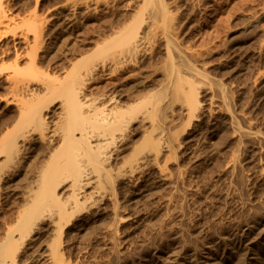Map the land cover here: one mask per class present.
I'll return each mask as SVG.
<instances>
[{"label":"rangeland","instance_id":"obj_1","mask_svg":"<svg viewBox=\"0 0 264 264\" xmlns=\"http://www.w3.org/2000/svg\"><path fill=\"white\" fill-rule=\"evenodd\" d=\"M6 2L5 18L11 23L4 18L3 24L9 27L0 26L1 138L13 129L22 103L17 102L22 99L17 92L14 97L17 84L5 76L16 60L12 45L17 44L22 57L27 55L19 59L20 66L27 65L29 53L35 54L28 47L34 38L33 29L23 26L24 20L27 25H41L39 47L34 51L38 56L36 72H42L38 78L43 82L36 78L31 84L57 85L56 91L48 94L54 98L65 87L61 83L73 75L75 63L86 59L93 63L111 61L115 56L113 44L103 43L125 26H141L147 38L133 62L109 67L107 73L114 70L111 75L95 76L94 82L87 83L86 93L117 92L113 95L120 105L143 98L152 112L148 111L149 120L142 126L137 125L139 121L129 125L130 132L125 133L121 144L123 157H132L128 162H134L138 154L151 155L142 168L124 178L120 175L129 163L122 157L113 161L116 167L112 163V176L119 178V184L110 191L112 194L89 211L63 220L58 233L46 228L50 222L35 225L40 227L34 226L32 236L27 234L25 243L18 241L22 245L15 246L18 255L15 253L14 262L264 264V0H153L150 5L145 0H39L37 12L35 0ZM29 18L35 19V24L41 18L42 22L36 26ZM12 25L18 28L17 33H13ZM20 31L24 38L19 37ZM189 67L196 70L195 76L185 73ZM170 70L182 71L190 81L196 106L188 108L182 100L165 98L160 72ZM154 93L161 96L160 100ZM234 125L250 134H240ZM161 130L165 138L157 142ZM152 139L161 147H153ZM157 148L162 150L156 157ZM0 151L3 160L6 155ZM36 157V162L31 160V169H15L12 185L0 187L1 239L15 221L23 188L42 164V158L38 156L37 161ZM64 182L58 184L57 194L67 201L71 189L69 181ZM89 190L92 188L87 186V196L83 195L88 197ZM50 248L57 256L47 259Z\"/></svg>","mask_w":264,"mask_h":264},{"label":"bare ground","instance_id":"obj_2","mask_svg":"<svg viewBox=\"0 0 264 264\" xmlns=\"http://www.w3.org/2000/svg\"><path fill=\"white\" fill-rule=\"evenodd\" d=\"M145 1L147 2V5H150L153 2V0H145ZM5 2L6 0H0V26H2L3 29H7L9 27L8 26L9 24L8 25L3 24L4 18H5V11H6L5 7L7 6V5L4 6ZM35 2H36L35 12H37L36 10H38L37 7L39 5V0L37 1L35 0ZM35 12L33 14H35ZM37 17L39 16L37 15ZM37 17H35L36 20H37ZM33 18H31L32 20L30 18L29 19L33 22L35 20V19L33 20ZM6 19L7 18H5V20ZM7 20H8L7 21L8 23H11L9 21V18ZM30 20L27 19L26 21L30 22ZM41 20H39L38 22L39 24L42 22ZM11 21L13 22V20ZM24 21L22 23L23 26L25 25L26 27L30 26L29 29L30 28L33 29V34H34V38L33 39L31 38L32 44H29L28 47L31 46L30 51L33 50V53L37 54L34 51V49L39 47L38 39L40 36L38 35V33L40 34L41 32H39L38 28L41 25L38 27L37 26L38 23L35 24L33 22V24L37 26L35 27L32 25L31 22L30 23L27 22L29 23L27 25L25 24ZM139 24L140 23H138V25ZM140 27L137 25L127 26V27L125 26L124 28L120 29L118 32H115L114 37L112 35L113 39L111 38L110 40L108 38L109 41H107L106 43H103L104 45L107 44V46L111 44L110 47L113 44L114 50H116L115 48H118L117 51L113 50V53L115 52L114 54L115 56L112 58L111 61L109 62L102 61L101 63L100 62L96 63L94 61L93 63V61L91 62L90 60L86 59V61H78L77 63H75L73 70H71L73 72V75L71 74L72 75L71 77L67 76L69 77V79L67 78V81H64L63 83H61V85H65V87L57 91V96H56L57 98L48 96L49 93L51 94L54 93L52 89L56 91L57 85L55 86V84H53L55 86L54 88L52 87V84H50L52 87L50 90L48 88L50 85L48 84L44 85L45 82L43 84L44 86L43 85L36 86V85L31 84L32 82L31 79H36V78L38 79L37 82L39 81L40 83L43 82L41 81L42 79L40 80L38 78L39 74L42 72L41 71L36 72L37 71L36 69V64H37L36 56L37 55L30 54L27 49L26 51H28L29 53L28 54L26 52L29 56V57H26L28 58V61L26 63L27 65L20 66L19 59H21L23 52H21V50H19L16 47L17 44L12 45L14 46V50H15V53H14L15 59H16L15 64L12 66V68H8L9 69L8 76L5 74L4 75L8 79L9 78L12 79L15 85L17 84V86H15L14 88V89H17V91H14V92H15V95L17 92V95L22 97L21 101H17L19 103L21 102L22 103L19 104L20 107L19 109H17V110H20V113L18 112L19 113V115L17 116L18 119L15 120L16 123L14 122L15 123L14 127L12 124L13 129H10L8 127L10 131L7 134L3 133L5 135L2 134L3 135V136L1 135L2 138L0 137L1 139L0 141L2 142V145L0 142V145H1L0 148L5 153L4 155H6L4 159L2 157L3 160L0 159V161H2L0 162V187L2 186V184L4 187H6V185L9 184L13 180V177L15 174L14 172L16 168L20 169V167L29 166L31 163V160L34 159L33 157L35 155H37L35 160H37L38 156L42 158V164L40 165L38 169L34 170L32 180L26 184L25 189L23 188L22 193L20 192L22 196H21V200L19 204H17L18 205L17 206V216L15 218V221L13 220L14 225L9 224L11 226L8 225V227L6 225L8 229L6 230L7 232L5 233V237L4 239L2 238L3 240L0 238L1 240L0 242V264H6L7 262L10 264H16L14 262V259H16L15 253L17 254V251L15 250V248L17 247L15 246H17L18 241H23V239L26 238L27 234H28L27 237L29 235L32 236V233H33L32 230H34L33 228L40 227V226H35V225L42 224L44 222H48V223L50 222V225H48V227L46 228L51 230V232L53 233L55 232L58 233V228H59L58 226L61 225L60 223H62L63 220L66 221L67 219L68 221V219L70 220V217L72 218V216H74L76 213L81 214V213L89 211V209H91L92 206L95 205L99 200L103 201V199L107 196L108 193L112 194L110 193V191H114L115 186L119 184V183L116 184L117 179L119 180V178H116L115 180L114 179L115 177L113 178L112 176L113 175L112 163L113 161L116 162L121 157L123 159H126L123 157L124 153L122 155V152H121V148H122L121 144H122V141L124 140L125 133L129 131L128 127L131 126L130 124L136 123L135 121H139L137 125L142 126L146 122L147 119L149 120V117H147L150 115V114L148 115L149 108L147 109V107L145 106L144 102L146 100L142 102L143 98L141 101L137 100L134 103L127 101V104L129 103V105L123 102L122 103L124 105L123 104L120 105L121 103L119 104V102L117 101V98L114 96L117 92L115 94L113 92L114 95L112 93L110 94L109 92H108L109 94L105 92L104 93L99 92L100 93L99 95L98 94L94 95L93 93L92 94L86 93V88H87V83L94 80L95 76H99V79H100V76H106L108 74L111 75V73L114 72V70H111L112 71L111 73L109 71H108L109 73H107V70L109 67L113 68V66L114 67L125 66L133 62V60L135 59L134 57L140 52V48L145 43L146 38H147L140 31ZM2 28H1V31L3 30ZM10 28H13V25ZM15 28L16 27L14 26L13 33H17V30L15 32ZM29 29H26V30H29ZM19 33L20 35L19 34L18 35L19 37H21L22 35L21 31ZM14 36H17V34L16 35L14 34ZM22 43L24 45V41ZM101 47H104V46L102 45ZM7 49L10 50L11 48L8 47ZM3 53L5 54V52ZM25 56L27 55L25 54ZM13 58H14V55H13ZM23 61H25V59ZM192 68L190 67L187 68L185 70V73L189 74L190 76H195L196 70L194 71V69ZM0 72L2 71L0 70ZM161 73H162L161 77L165 81V87H164L165 95H166L165 98L168 97V98H173L174 100L176 99L182 100L184 101V103L188 105V108H189V105L193 107L197 105V98L194 97V93H193L194 87L192 86L191 83H189L190 81L188 82L184 78V76L182 75V71L170 70V71H165L164 73L162 71L160 72V74ZM43 74H41L40 76H42ZM14 84L12 85L14 86ZM58 84H60V82ZM186 84H189V86H187L188 89L187 87H185ZM141 85H143V82L141 83ZM118 90L120 91V89ZM17 95L14 97H17ZM154 95L156 94L154 93ZM156 96H158L157 98H159L158 100H160L161 96L159 97V94ZM119 97H122V96H119ZM143 97H145V95ZM148 97L150 96H147L146 98ZM18 99L19 98H17V100ZM56 99H59V101L54 103ZM131 99L129 100L131 101ZM154 99L155 98H153V100ZM13 100H12V103H13ZM148 100L150 99L148 98ZM165 100L163 102H165ZM227 100H228V97H227ZM224 101L226 100H223V102ZM150 102H152V100ZM156 102L158 103V101ZM15 103L16 102H14V104ZM178 103H180V101ZM155 113H156V110H155ZM153 124L154 123H152V125ZM235 125L233 127L236 128V130L240 134L246 135L249 133V132H246V130L242 131L241 129L235 127ZM150 127L152 128V126ZM142 128L144 129L145 126H143ZM133 130H135V128ZM150 130H147V131H150ZM11 131H14V132L16 131V132L15 134H10ZM150 134L151 133L149 132V135ZM151 135H150V138H153L151 137ZM144 137H147V136L145 135ZM156 138H157L156 140L157 142H160V141L162 142L163 139L165 138V131L161 130V132L158 134ZM157 142H155L154 140L152 141L151 144L153 145V147L156 146V144H158ZM158 146L159 148L161 147L160 144H158ZM156 150H158L157 154L155 153V156L157 157L160 150L162 149L157 148ZM132 155L134 156V154ZM138 156L140 155L138 154ZM138 156L135 158L134 162H128L129 161L128 159L132 158L129 156H128L129 157L128 159L124 160V162L126 161V163L128 162L129 164L128 165L124 164V168L127 165V169L121 172L122 175H120V177L121 176L124 178L131 177L130 175L134 174L137 170H140L143 164L145 163V161L149 159V157H151L149 153L142 154L140 157ZM118 163L120 162L118 161ZM113 166L116 167L114 163H113ZM30 167L31 166H29V168ZM119 168H118V171L121 169ZM26 169L28 170V168ZM30 174H32V171L30 172ZM19 179L21 180V178ZM25 179L27 178H24V180ZM64 181L66 182L69 181L70 185L69 184L68 185L71 189L70 191L71 194L69 193L70 195L69 194L68 195L70 198H67V201L63 200L64 201L63 202L60 199L61 197H58L57 186L61 182L63 184ZM24 182H23V185H24ZM66 182H64L65 185H66ZM10 185L12 184L10 183ZM87 186H90L92 188V191L89 190L91 191V193L90 195L88 194L89 195L88 197H86L87 192L86 193L84 192ZM58 189H60V187ZM63 190L65 191V189ZM83 192L86 194V196L83 195ZM11 215H13V213ZM63 226L64 225H62V227ZM24 243L25 242L23 241V244ZM20 244L22 245V243H19L18 245ZM51 256L55 257L57 256V254L53 249L50 248V250L48 251L46 255V258L48 259ZM8 259H10V261ZM22 262L24 261L22 260Z\"/></svg>","mask_w":264,"mask_h":264}]
</instances>
